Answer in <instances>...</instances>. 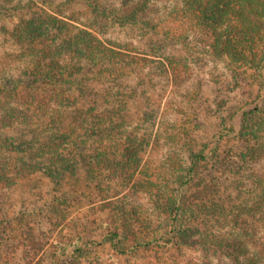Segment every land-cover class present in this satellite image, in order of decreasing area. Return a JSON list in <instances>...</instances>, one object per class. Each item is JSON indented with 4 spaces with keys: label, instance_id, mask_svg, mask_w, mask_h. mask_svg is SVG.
I'll list each match as a JSON object with an SVG mask.
<instances>
[{
    "label": "trees",
    "instance_id": "trees-1",
    "mask_svg": "<svg viewBox=\"0 0 264 264\" xmlns=\"http://www.w3.org/2000/svg\"><path fill=\"white\" fill-rule=\"evenodd\" d=\"M184 2L195 24L209 29L213 53L228 57L235 69L248 67L264 76V0ZM138 21L153 32L160 25L146 18H112L123 25ZM100 31L93 19L65 18L36 8L33 0H0V199L18 187L35 190L41 177L52 182V195L43 205L34 203L33 213L65 209L99 192L109 206V228L101 240L64 244L62 255L69 249L74 258L106 243L125 256L153 246L187 243L210 248L234 264H264L245 238L248 232L225 236L206 224L203 209L210 204L198 201L216 190L207 176L210 170L217 171L218 157L211 155L217 162L214 168L209 154H192L179 168L174 187L154 178L143 162L149 141L141 122L148 113L145 87L150 79L139 78L156 68L176 76L186 61L169 55L155 59V54L138 52L132 42L108 41ZM128 99L139 104V121L134 123L125 116ZM259 113L264 114V105L244 111L238 132L259 136L256 130L264 127L252 122ZM231 127L235 129L234 124ZM126 188L157 197L156 213L146 216L151 222L158 216L162 232L141 227L138 206L124 204ZM194 188L197 195L190 200ZM15 214L2 216L0 210L3 231L29 221L30 213L20 218ZM3 239L0 236V247Z\"/></svg>",
    "mask_w": 264,
    "mask_h": 264
},
{
    "label": "rangeland",
    "instance_id": "rangeland-1",
    "mask_svg": "<svg viewBox=\"0 0 264 264\" xmlns=\"http://www.w3.org/2000/svg\"><path fill=\"white\" fill-rule=\"evenodd\" d=\"M33 2L36 8L65 18L95 20L101 36L110 42H132L138 52L155 54V59L160 58L158 55H169L186 61L184 71L176 76L156 68L139 78L143 82L150 79V85L145 87L148 113L141 122L149 141L142 153L143 162L154 178L174 187L179 168L189 162L192 154L199 151L209 154L214 168L217 162L211 155L218 157L217 171L209 168L207 176L215 192L211 190L207 198L195 201L210 204L203 213L208 215L206 224L215 232L225 236L248 232L245 238L264 261V129L256 130L259 136L238 132L243 125L242 113L264 105V76L248 67L235 69L228 57L213 53L209 29L195 24L193 15L185 11L184 0ZM112 18H146L160 25L153 32L142 21L123 25L112 22ZM96 86L102 88L103 84ZM146 103L141 106L146 107ZM138 105L126 100L125 116L132 123L139 121ZM259 115L253 116L252 122L263 128L264 114ZM40 180L35 190L32 186L18 187L9 190V197L0 199L2 216L13 217L15 212L20 218L23 213H30L29 221L19 224L16 230L3 231L4 226H0V236L4 237L0 264H234L222 254H213L210 248L187 243L153 246L129 256L116 253L106 243L89 248L78 258L70 256L69 249L62 255L64 244L74 246L91 238L101 240L109 228V206L102 203L100 193L95 191L68 208L47 214L38 210L33 213L34 203L43 205L52 195V182L46 177ZM195 191L196 188L190 192V200L197 195ZM134 192L129 188L123 191L125 206H138L141 227L146 225L162 232L159 217L154 216L151 222L146 216L157 209L154 205L157 197Z\"/></svg>",
    "mask_w": 264,
    "mask_h": 264
}]
</instances>
